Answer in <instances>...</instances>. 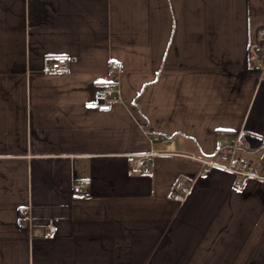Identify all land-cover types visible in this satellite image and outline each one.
<instances>
[{
    "label": "crops",
    "instance_id": "crops-1",
    "mask_svg": "<svg viewBox=\"0 0 264 264\" xmlns=\"http://www.w3.org/2000/svg\"><path fill=\"white\" fill-rule=\"evenodd\" d=\"M262 28L264 0H0V264H264V180L191 157L242 130L264 173Z\"/></svg>",
    "mask_w": 264,
    "mask_h": 264
},
{
    "label": "built area",
    "instance_id": "built-area-1",
    "mask_svg": "<svg viewBox=\"0 0 264 264\" xmlns=\"http://www.w3.org/2000/svg\"><path fill=\"white\" fill-rule=\"evenodd\" d=\"M259 40L262 42L264 51V28L258 32ZM67 58L60 57L50 60L49 71H60L67 66ZM120 88L114 83H104L96 87L93 93V101L99 111H109L113 108L112 100L120 95ZM160 140V137L151 138V142ZM218 151L212 158L191 156L202 166V173H209L213 169H219L230 172L237 176L239 184H243L248 179L264 180L262 169L249 157V146L244 138V132L241 130L229 134L226 137H220L217 141ZM146 156H140L134 160L137 167L143 166V159ZM193 181L189 178H181L174 185L173 199L175 201H184L192 189ZM85 183H76L74 185L75 193H82L85 189ZM21 222L30 223L32 218L27 211L21 213ZM50 231H55L51 227Z\"/></svg>",
    "mask_w": 264,
    "mask_h": 264
},
{
    "label": "trees",
    "instance_id": "trees-1",
    "mask_svg": "<svg viewBox=\"0 0 264 264\" xmlns=\"http://www.w3.org/2000/svg\"><path fill=\"white\" fill-rule=\"evenodd\" d=\"M255 50L259 54V58L263 59L264 52L262 48V42L259 40L255 45H254Z\"/></svg>",
    "mask_w": 264,
    "mask_h": 264
}]
</instances>
